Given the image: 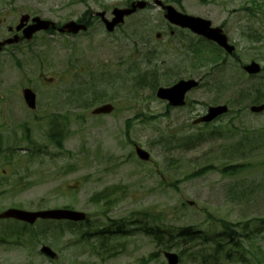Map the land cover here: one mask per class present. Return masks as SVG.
<instances>
[{
  "label": "rangeland",
  "instance_id": "rangeland-1",
  "mask_svg": "<svg viewBox=\"0 0 264 264\" xmlns=\"http://www.w3.org/2000/svg\"><path fill=\"white\" fill-rule=\"evenodd\" d=\"M130 1L0 0V34L23 13L59 23L85 11L105 10L111 18L112 8ZM145 1L150 5L113 32L95 18L84 33L38 32L0 54V212L69 206L87 213L83 229L91 230L105 217L90 197L116 186L107 214L129 218L127 230L134 231L111 242L101 260L78 241L77 229L0 221L6 229L0 237L7 235L0 264H167L164 251L177 253L178 264H264V226L258 225L264 219V111L248 109L264 101V69L247 75L241 68L251 60L264 66V0H161L222 25L238 59L171 26L155 0ZM203 43L225 59L193 64L191 48L211 55ZM42 77L53 81L41 85ZM187 78L199 85L184 106L155 96L158 87ZM25 86L38 93L33 109L19 92ZM223 103L227 114L209 125L192 124L208 106ZM103 104L113 109L93 115ZM54 116L65 123L61 146L46 137ZM134 144L150 153L149 161L137 158ZM223 220L236 232L225 230ZM7 224L19 228V236ZM142 224L161 228V244L141 231ZM183 226L199 233L181 241L175 230ZM219 231L237 246L221 245L226 238H214ZM43 244L57 253L54 260L40 253Z\"/></svg>",
  "mask_w": 264,
  "mask_h": 264
},
{
  "label": "water",
  "instance_id": "water-1",
  "mask_svg": "<svg viewBox=\"0 0 264 264\" xmlns=\"http://www.w3.org/2000/svg\"><path fill=\"white\" fill-rule=\"evenodd\" d=\"M155 3L160 5L166 11L164 16L171 23L181 27H187L197 34L204 35L207 38L216 41L219 45L223 46L228 52H231L233 50L232 46L227 45L226 36L221 33V29L210 27L209 20L200 17L190 16L187 14H182L176 11L172 6L162 5L161 1L159 0H155ZM145 5L146 2L144 1H136V2H132L130 7L128 8H113L112 10L113 17L110 20L105 18L104 11L95 13V15L99 16L102 19L107 30L112 31L117 24L123 21V18L125 16L130 15L131 13L136 11L137 8L145 7ZM26 19L27 16H22L18 28L22 25L23 21H25ZM33 22L34 24L28 26L24 30L25 38H30L32 34L38 30H47L49 27L55 28L54 22L40 19L39 17L33 18ZM85 29H86V24L78 23L73 20L66 22L60 28H58L60 32H70V33H77L80 30H85ZM14 41H16V39ZM7 43H12V42L8 41ZM2 45H4V43H0V49ZM244 68L248 73H257L260 70L259 65L254 62H251ZM196 85L197 82L192 79L180 80L172 87L158 88L156 91V95L161 99L168 100L169 104L172 106L183 105L185 93ZM33 97H34L33 94L29 90H24V98L27 104L30 106L33 105ZM263 108H264V104L258 107H252L251 109L253 111H260ZM111 110H112V106L107 104L96 108L93 111V113L94 114L108 113ZM224 112H226L225 106L209 107L207 113L204 116L194 120V123L211 121L212 119L216 118L218 115ZM137 154L142 159H148V154L139 148H137ZM0 217H12L32 223L37 218L70 219V220L78 221L84 219L85 216L82 212L73 211V210L49 209V210L32 212V211L10 208L7 209L2 214H0ZM44 251L50 254L51 256L53 255L46 249ZM167 257L170 264H176L177 259L174 254H167Z\"/></svg>",
  "mask_w": 264,
  "mask_h": 264
},
{
  "label": "trees",
  "instance_id": "trees-1",
  "mask_svg": "<svg viewBox=\"0 0 264 264\" xmlns=\"http://www.w3.org/2000/svg\"><path fill=\"white\" fill-rule=\"evenodd\" d=\"M216 57H213V59H215ZM212 59V58H211ZM203 60H207V56H200V61H203ZM201 63V62H200ZM235 167H237V166H232V168H235ZM197 173H201L200 171L199 172H197ZM185 178H188V177H183L182 179L184 180ZM176 184V183H175ZM96 199H97V202L98 201H101L102 199L105 201V204L106 205H109L110 204V202H111V200H112V196H111V191L110 190H104L103 192H99V193H97L96 194ZM222 224H224V226H226L227 225V223H226V221L225 220H223L222 221ZM179 232H178V235H182L183 237H191V235H192V232H189V230L188 229H186V228H181V229H179L178 230ZM187 239H185V241H186Z\"/></svg>",
  "mask_w": 264,
  "mask_h": 264
},
{
  "label": "flooded vegetation",
  "instance_id": "flooded-vegetation-1",
  "mask_svg": "<svg viewBox=\"0 0 264 264\" xmlns=\"http://www.w3.org/2000/svg\"><path fill=\"white\" fill-rule=\"evenodd\" d=\"M3 19H5V18H2V19H0V23L3 21ZM28 23H30V21L28 22ZM17 24V23H16ZM16 24H14V25H6L5 26V33H4V35H1L0 34V42L2 41V40H5L6 38H8V37H11V36H21V34H22V29H20L19 31H17L16 29H15V26H16ZM23 40H20L19 42H22ZM49 81H53L52 80V78H46V77H44L43 79H42V83L43 84H45V82H48L49 84L50 83H52V82H49Z\"/></svg>",
  "mask_w": 264,
  "mask_h": 264
}]
</instances>
